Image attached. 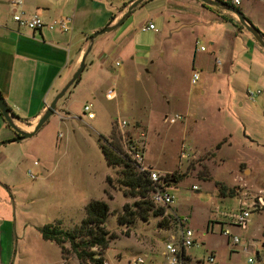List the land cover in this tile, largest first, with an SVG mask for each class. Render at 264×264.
Masks as SVG:
<instances>
[{
  "label": "rangeland",
  "instance_id": "374dc122",
  "mask_svg": "<svg viewBox=\"0 0 264 264\" xmlns=\"http://www.w3.org/2000/svg\"><path fill=\"white\" fill-rule=\"evenodd\" d=\"M101 1L115 11L121 0ZM194 5L191 16L187 13L192 26L173 33L162 30L165 39L152 50L144 68L101 82L100 89L110 94L109 99L93 97L88 88L90 72L82 70L76 88L62 100L64 110L59 104L60 109L58 105L33 136L8 144L12 149L8 156L16 164L20 160L11 177V186L17 188L15 212L14 200L9 199L17 239L10 264H79L68 242L61 254L58 245L42 239L37 228L58 223L68 231L78 229L90 200L108 205L103 226L116 235L103 252L106 264H168L165 245L171 242L178 247L177 219L181 218L187 219L185 226L192 231L193 243L185 250L188 264H248V259L264 264V210L252 212L245 228L234 226L229 218L241 191L258 194L264 187L263 79L239 63L222 68L224 56L217 42L222 44L225 29L239 28L236 17L217 24L200 4ZM5 17L7 6L1 5L0 22ZM197 20L202 23L195 25ZM86 42L76 43L86 44L87 50L90 42ZM194 72L198 78L191 84ZM248 94H253L252 99ZM84 103L92 104L94 119L80 116ZM175 115L180 119L166 121ZM122 121L126 125L120 129ZM18 125L28 129L26 123ZM140 134L146 163L170 180L174 201L163 209V226L158 224L161 217L150 214L155 207L146 220L136 218L127 227L117 222L123 205L136 212L137 197L121 182L123 167L106 164L98 140L108 146L110 137H119L123 149L128 137ZM221 185L230 196L219 194ZM225 229L228 237L221 233ZM233 236L237 243H232ZM210 254L212 263L206 260Z\"/></svg>",
  "mask_w": 264,
  "mask_h": 264
},
{
  "label": "crops",
  "instance_id": "0c3cea01",
  "mask_svg": "<svg viewBox=\"0 0 264 264\" xmlns=\"http://www.w3.org/2000/svg\"><path fill=\"white\" fill-rule=\"evenodd\" d=\"M10 1L5 4L0 2V6H7V17L0 22V94L11 112L18 117V128L30 132L78 68L86 52V44L76 42L82 39L88 42L97 31L117 23L131 2L121 0L113 11L108 3L101 0H21L17 10L26 16L36 14L45 23L61 18L70 19V30L62 32L59 29L31 31L18 27L9 16L10 11L12 13ZM238 1L234 7L264 35V0H247L246 4ZM194 4H200L214 18V23L220 24V21L231 18L235 20L230 12L204 5L198 0H147L138 4L113 30L93 39L92 53H88H91V57L86 55L83 68L90 72L88 88L93 97L109 99L110 94L100 89L101 82L144 68V62L152 56V50L165 39L162 30L173 33L191 27L188 21L193 18L188 17ZM112 15L113 20L110 18ZM148 23L154 26V30L142 31V27ZM194 23L202 22L197 20ZM222 38L223 45L217 42L216 46L223 51L222 68L228 70L233 63H239L245 71H256L264 84V49L253 36L242 26L235 32L225 29ZM192 55L194 57L195 53ZM76 86L74 83L69 87L58 101L57 108L60 104L64 110L66 96ZM18 123L28 124V129L20 127ZM13 138L14 132L11 135V128L0 118V264H10L13 244L17 239V221L15 216L12 220L9 202L13 198L15 212L17 188L11 183L20 167V160L16 164L15 158L8 156L12 150L8 144H18V141H12ZM208 223L209 220L207 226Z\"/></svg>",
  "mask_w": 264,
  "mask_h": 264
},
{
  "label": "trees",
  "instance_id": "16d2710c",
  "mask_svg": "<svg viewBox=\"0 0 264 264\" xmlns=\"http://www.w3.org/2000/svg\"><path fill=\"white\" fill-rule=\"evenodd\" d=\"M134 0H128L132 2ZM147 0H144L145 2ZM222 1V0H219ZM141 2V3H143ZM227 6L235 8L229 2H224ZM126 5V3H125ZM124 5V6H125ZM122 7L120 10H122ZM236 9V8H235ZM237 10V9H236ZM111 20L114 16L112 15ZM241 28L242 26L239 25ZM262 37L264 35L261 33ZM224 69H226L224 67ZM79 78L74 82L77 83ZM11 111V110H10ZM13 114V113H12ZM14 115V114H13ZM15 118H18L14 115ZM0 118L3 120L1 114ZM7 127L9 125L3 120ZM18 136L14 133V138ZM116 141V142H115ZM99 148L105 159L107 165H121L123 167L122 171V184L129 188V191L137 197V201L134 202L136 212L132 211L128 205H123L122 214L117 217V222L125 227L131 225L136 218L146 220L151 214L153 216H159L161 219L158 221L160 226L164 224L163 218V208H155L151 211V203L144 200L147 192L149 190L148 180L137 173L133 167L129 164L127 157L125 156L124 149L119 147V137H110L107 142L108 146L100 143L98 140ZM220 146V143L216 145V149ZM106 181L109 183V177H106ZM223 185L219 186L218 191L221 196H230V191H226ZM106 193V191H105ZM108 205L102 200H90L84 206L85 217L81 221L78 229L68 231L61 228L60 224H45L39 228V232L42 239L50 241L58 245L61 249V254L64 252L63 243L68 242L69 250L73 253L79 264H106L103 258V252L108 247V243L111 239L116 238L114 233H109L103 226L104 221L108 215ZM64 259V258H63Z\"/></svg>",
  "mask_w": 264,
  "mask_h": 264
},
{
  "label": "built area",
  "instance_id": "2783aa9c",
  "mask_svg": "<svg viewBox=\"0 0 264 264\" xmlns=\"http://www.w3.org/2000/svg\"><path fill=\"white\" fill-rule=\"evenodd\" d=\"M222 2H229L231 5H238V0H222ZM21 0H12L10 5L12 8V20L17 24L18 27L26 28L31 31H37L42 28H47L49 30L59 29L62 32H68L70 27L68 23H70V19H57L50 23L43 22L38 15L33 14L26 16L22 12H20L18 7L20 6ZM146 30H154V26L151 23L142 27V31ZM200 51H203V47H199ZM118 65V63H116ZM198 78L197 73H193L190 79L191 84H195ZM252 99L253 94H248ZM84 116L87 120L94 119L95 114L93 111V107L91 103L83 104L81 108V115ZM80 118V117H78ZM177 119H180V116L175 115L170 119H166L169 123H174ZM126 125L125 121H122L118 124L119 128L122 129ZM143 134H140V137L132 138L128 137L124 143V153L127 157L129 164L133 167V169L144 176L149 182V190L144 200H147L153 205L155 208H163L169 209L173 204L174 196L170 193V180L166 173H162L155 168L150 167L144 158V142H143ZM36 165V162L33 163ZM28 176L33 179L34 175L31 172H28ZM193 190H197L196 186H192ZM264 210V187L258 194H249L247 192L241 191L239 193L237 199V208L236 211L229 216L232 219V224L234 226L245 228L250 214L252 212H258ZM177 224L179 226L180 233V241L178 247L173 243L168 242L165 245L166 254L170 255V259L168 264H188L189 259L185 255L186 248H189L192 243V231L187 228L186 218L177 219ZM221 233L225 236H229V231L227 229L221 230ZM171 239H174L173 237ZM237 236L232 237V243H237ZM207 262H213V255L210 254L207 257ZM138 263H142L141 259H137ZM248 264H253L252 259H248Z\"/></svg>",
  "mask_w": 264,
  "mask_h": 264
},
{
  "label": "water",
  "instance_id": "95a60500",
  "mask_svg": "<svg viewBox=\"0 0 264 264\" xmlns=\"http://www.w3.org/2000/svg\"><path fill=\"white\" fill-rule=\"evenodd\" d=\"M144 0H134L131 2V4L126 8V11L123 13L122 17L120 20L113 24V25H108L104 27L103 29L97 31L94 33L90 38H89V47L86 50L78 68L70 78V80L63 86V88L55 95V97L52 99V101L49 103V105L46 107L45 111L43 114L39 117L37 120L36 124L34 125L32 131L26 132L22 131L19 129L16 125V118L6 105L4 99L2 98L0 94V114L3 118V120L9 125V127L12 129V131L18 136L15 140H23L30 138L33 136L47 121L48 119L56 112V105L58 101L64 96V94L67 92L69 87L74 84V82L80 77V74L84 68V59L86 55L89 53L92 45L93 39L101 34L107 33L111 30H113L119 23L123 21V19L134 9L138 4L143 2ZM204 5H212L219 7L221 9H224L236 17L237 21L241 26L244 27V29L250 33L253 38L259 43V45L264 49V38L262 37L261 33L256 29L244 16L235 8H232L230 6H227L224 2L219 1V0H198ZM80 37H84V35H81Z\"/></svg>",
  "mask_w": 264,
  "mask_h": 264
},
{
  "label": "bare ground",
  "instance_id": "6f19581e",
  "mask_svg": "<svg viewBox=\"0 0 264 264\" xmlns=\"http://www.w3.org/2000/svg\"><path fill=\"white\" fill-rule=\"evenodd\" d=\"M16 125H17V123H16Z\"/></svg>",
  "mask_w": 264,
  "mask_h": 264
}]
</instances>
